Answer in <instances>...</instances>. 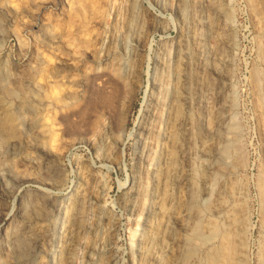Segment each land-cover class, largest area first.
<instances>
[{"label":"rangeland","instance_id":"374dc122","mask_svg":"<svg viewBox=\"0 0 264 264\" xmlns=\"http://www.w3.org/2000/svg\"><path fill=\"white\" fill-rule=\"evenodd\" d=\"M227 255L264 264V0H0V264Z\"/></svg>","mask_w":264,"mask_h":264},{"label":"bare ground","instance_id":"6f19581e","mask_svg":"<svg viewBox=\"0 0 264 264\" xmlns=\"http://www.w3.org/2000/svg\"><path fill=\"white\" fill-rule=\"evenodd\" d=\"M149 112H150V111H149ZM7 117H8L7 119L4 118L5 121H6V122H9V123L12 124V122L14 121V118L12 119V118H11L12 116H11V117L7 116ZM13 117H14V116H13ZM3 121H4V120H3ZM6 122H5V123H6ZM9 123H7V124H9ZM142 123H143V122H142ZM6 126H7V125H6ZM2 136H3V135H2ZM227 242H228V241H227ZM227 246H228V245H227ZM225 251L228 252V251L226 250V248H225L224 252H225ZM222 252H223V250H222ZM231 252H232V251H231ZM218 254H219V253H218ZM227 254H228V253H227ZM231 254H232V253H231ZM225 255H226V254H225ZM232 255H233V254H232ZM208 256H209V255H208ZM210 257H211V256H210ZM221 257H222V256H221ZM218 258H219V257H218ZM218 258L216 259V256H215L214 259H213V258H209V259H212V261L210 260V261L212 262V264H228L229 261H230V257H229L228 255H227V256H224V257L221 258V259H220V258L218 259ZM209 259H208V260H209ZM231 259H232V258H231ZM232 262H233V261H232Z\"/></svg>","mask_w":264,"mask_h":264}]
</instances>
